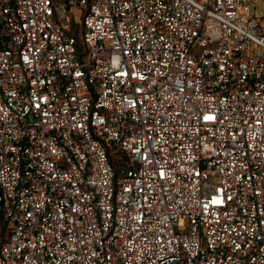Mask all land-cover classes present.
<instances>
[{"label": "built area", "instance_id": "built-area-1", "mask_svg": "<svg viewBox=\"0 0 264 264\" xmlns=\"http://www.w3.org/2000/svg\"><path fill=\"white\" fill-rule=\"evenodd\" d=\"M0 264H264V0H0Z\"/></svg>", "mask_w": 264, "mask_h": 264}, {"label": "trees", "instance_id": "trees-1", "mask_svg": "<svg viewBox=\"0 0 264 264\" xmlns=\"http://www.w3.org/2000/svg\"><path fill=\"white\" fill-rule=\"evenodd\" d=\"M92 0H89V2H91ZM118 167H117V173H120L121 171V167H119V164L117 163Z\"/></svg>", "mask_w": 264, "mask_h": 264}]
</instances>
